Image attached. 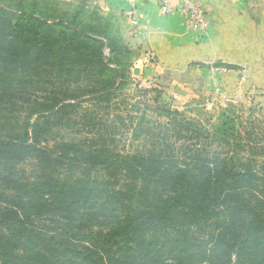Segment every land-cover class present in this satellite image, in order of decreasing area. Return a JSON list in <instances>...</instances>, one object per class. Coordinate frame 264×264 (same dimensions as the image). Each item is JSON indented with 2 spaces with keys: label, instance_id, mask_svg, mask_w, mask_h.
<instances>
[{
  "label": "trees",
  "instance_id": "1",
  "mask_svg": "<svg viewBox=\"0 0 264 264\" xmlns=\"http://www.w3.org/2000/svg\"><path fill=\"white\" fill-rule=\"evenodd\" d=\"M13 37L0 39V264H264L259 172L197 149L179 163L153 133L123 156L107 147L112 131L97 146L48 142L78 107L80 73L107 68L100 45L75 36L76 54L59 55L57 38Z\"/></svg>",
  "mask_w": 264,
  "mask_h": 264
},
{
  "label": "rangeland",
  "instance_id": "2",
  "mask_svg": "<svg viewBox=\"0 0 264 264\" xmlns=\"http://www.w3.org/2000/svg\"><path fill=\"white\" fill-rule=\"evenodd\" d=\"M148 1L0 0V39H13L20 32L28 39L51 36L59 41L54 49L59 55L76 54L78 47H70L75 36H88L87 41L100 45L98 53L107 68L90 63L80 73L76 83L84 85L79 97L85 100L75 101L78 107L68 124L51 128L48 142L94 139L97 146L101 140L96 137L112 131L114 142L107 147L123 156L146 152L152 145L144 140L145 134L153 133L159 136L157 148L162 142L169 145L174 161L193 162L183 152L194 149L200 150L198 161L213 166L224 156H233L235 169L249 167L264 179V82L237 93L240 98L231 103L222 89L191 83L187 87L180 76L173 79L161 66L157 72L156 56L134 44L131 36L138 28L137 14ZM111 81L112 98L99 102L96 97L105 98Z\"/></svg>",
  "mask_w": 264,
  "mask_h": 264
},
{
  "label": "crops",
  "instance_id": "3",
  "mask_svg": "<svg viewBox=\"0 0 264 264\" xmlns=\"http://www.w3.org/2000/svg\"><path fill=\"white\" fill-rule=\"evenodd\" d=\"M195 1L208 11L206 31L188 30L180 11L161 14L159 1L149 0L132 41L156 56L157 72L161 66L187 87L222 89L234 103L237 93L264 82V0Z\"/></svg>",
  "mask_w": 264,
  "mask_h": 264
},
{
  "label": "built area",
  "instance_id": "4",
  "mask_svg": "<svg viewBox=\"0 0 264 264\" xmlns=\"http://www.w3.org/2000/svg\"><path fill=\"white\" fill-rule=\"evenodd\" d=\"M177 5L170 0H159V11L171 15L177 11L183 14L184 26L191 31H206L209 28L208 11L195 0H176Z\"/></svg>",
  "mask_w": 264,
  "mask_h": 264
}]
</instances>
